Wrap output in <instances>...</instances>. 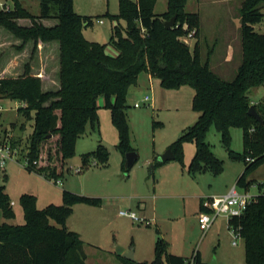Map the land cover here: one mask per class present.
<instances>
[{
    "label": "trees",
    "instance_id": "trees-1",
    "mask_svg": "<svg viewBox=\"0 0 264 264\" xmlns=\"http://www.w3.org/2000/svg\"><path fill=\"white\" fill-rule=\"evenodd\" d=\"M14 2L15 8L0 11V28L22 42L16 48L22 50L32 42L34 57L42 44L54 43L58 47L59 86L55 90H43L42 78L32 74L29 63L21 76L0 78V98L24 103L19 112L27 120H34L25 157L29 171L56 182L73 172L68 160L76 154L77 141L87 127L99 123L100 97L104 98L117 129V149L124 158L122 169L126 171L125 156L136 150L129 136L128 94L137 85L139 75L146 72L159 79L164 89L190 86L195 90L193 106L198 120L184 129L170 146L175 160L184 164V145L192 142L196 151L189 173L220 174L224 166L206 142L209 129L215 126L230 157L245 163L237 185L250 189L253 183L248 182L249 175L264 164V125L248 113L252 106L250 95L264 87V34L254 29L255 24L264 20V0L243 1L240 9L242 62L230 81L212 68L214 50L203 55L199 43L201 17L184 11L187 0H169V9L161 15L154 12L156 0H120L119 14L109 15L117 25L105 44L86 38L84 30L94 27L95 17L77 13L74 0H39V15L32 14L19 0ZM175 15L178 24L166 28L165 22ZM121 20L127 23L124 31ZM190 34L195 40L192 47L181 40ZM109 47L116 53L111 54ZM255 107L264 119V105ZM232 127L243 130L242 154L231 148L229 129ZM0 144L14 149L16 141L6 134ZM248 157L251 161H247ZM110 158L109 150L100 141L96 150L81 156L79 173L91 167L108 168ZM254 185L264 188V183ZM62 198V205L40 209L34 195H22L25 223L11 225L0 221V264H87L85 243L67 227V218L74 205L100 206L101 198L67 190L62 192ZM201 210L208 211L203 203ZM14 216L5 187L0 185V220ZM228 225L240 230L246 264H264V196L250 204L241 217L229 219ZM157 235L154 260L137 262L120 256L122 263L186 264L189 258L170 252L169 242L159 231ZM197 252L195 264H203Z\"/></svg>",
    "mask_w": 264,
    "mask_h": 264
},
{
    "label": "rangeland",
    "instance_id": "rangeland-1",
    "mask_svg": "<svg viewBox=\"0 0 264 264\" xmlns=\"http://www.w3.org/2000/svg\"><path fill=\"white\" fill-rule=\"evenodd\" d=\"M243 1L187 0L184 7V11L200 15L199 43L202 46L203 55L207 56V53L214 50L211 56L214 70L228 81L235 77L238 66L242 62L240 9ZM19 2L32 14L41 13L39 0H19ZM0 5L2 9L7 6L15 8L14 0H0ZM74 9L79 14L95 17L94 27L84 30L88 40L103 44L110 41L117 24L110 19L109 15L119 14L120 0H74ZM168 9L169 0H156L154 8L156 14H164ZM262 12L264 13V8ZM126 24V21H120L122 31ZM254 29L257 33L264 34V20L255 24ZM194 42L195 40L191 41V47ZM21 43L0 28V70H6L8 73L3 77L21 76L25 65L29 63L34 75H40L41 70L45 69L43 90H55L59 68L57 45L54 43L39 44L37 53L32 57L34 44L29 42L22 50H18L16 47ZM229 43L232 49L228 54L226 48ZM108 49L111 54L116 53L113 48ZM224 55L230 57L226 59L227 64L224 62L227 56ZM146 95L154 97L155 107L150 105L135 107V103L141 102ZM194 97L195 90L190 86L167 90L162 87L159 79L151 80L148 73L143 72L139 75L137 85L129 90L127 119L131 145L140 153V158L129 171L121 169L122 154L117 149L119 135L113 124L111 112L105 107L104 98L100 97L98 100L99 123L95 127L89 125L86 133L78 139L76 154L67 163L73 172L66 174L57 182L50 177H44L41 173L27 169L25 157L34 131V120H27L19 112L21 102L11 98H0V142L6 134L16 141L15 148H11L15 155L6 160L4 168L1 167L0 155V185L5 187L15 216L9 219L2 218L0 221L11 225L25 223L21 203V197L24 194L34 195L37 207L44 209L49 206L62 205V192L67 190L83 196L101 198L100 206L84 203L74 205L67 218V227L78 233L85 243L87 264H120L115 258L116 248L125 249L136 243H138V248L142 247L146 254H151V259L142 261L150 262L155 258L158 231L165 240L171 242L170 252L184 247L185 256L190 258L192 251L198 247L204 254L207 264L214 258L218 264H246L244 240L239 237L237 245L233 244L234 235L229 228L228 218L218 217L214 232L204 234L200 230L198 219L200 200L189 196L187 199L183 197L198 190H202L204 194L209 191L214 193L226 189L230 192L237 185L238 178L245 170L243 161L230 157L222 135L216 127L211 126L206 142L224 166L220 174L214 175L206 172L207 174L202 176L204 178L200 186L189 184L180 177V171L189 172V165L196 151L195 144L192 142L184 145L183 165L175 159L170 162L162 161V156L181 136L183 130L196 124L199 115L194 110ZM250 97L253 102H262L264 87L254 90ZM229 135L232 150L242 154L244 152L243 130L232 127L229 129ZM100 141L111 154L110 166L108 168L91 167L79 173L81 156L96 150ZM154 148L160 154L157 157L159 164H155L152 157ZM190 156H192L191 159H189ZM154 179L155 182L159 181L158 194L176 193L181 197L171 198L168 201L160 198L159 213L153 212L154 203L148 200L150 214L155 213L158 221L151 225L135 223L128 217L120 216V211L129 210L131 207L129 194L131 196L137 194L134 199L132 198L131 211L145 217L146 214L139 210V205L142 206L145 203V199H142L140 194L154 192ZM248 182L253 183L250 186V193L258 194L259 189L254 184L264 183V164L251 172ZM238 190L242 192L243 188L238 186ZM163 201L164 204L161 205ZM184 201L187 209L184 207ZM169 206L174 207L173 214L166 211L169 210ZM151 216L146 218L154 219ZM172 218L181 219L177 223L174 220L170 221ZM165 219L170 222L165 223ZM51 223L60 227L53 221ZM180 234L181 236L185 234L184 237L182 236L183 239L179 237ZM137 257L135 261L140 262Z\"/></svg>",
    "mask_w": 264,
    "mask_h": 264
},
{
    "label": "built area",
    "instance_id": "built-area-1",
    "mask_svg": "<svg viewBox=\"0 0 264 264\" xmlns=\"http://www.w3.org/2000/svg\"><path fill=\"white\" fill-rule=\"evenodd\" d=\"M102 23V21H101ZM186 28V27H185ZM181 40L191 45L192 34L187 37L181 38ZM153 98L146 95L141 102L135 103V107L140 108L142 106L152 105ZM264 105V100L260 103L251 102L252 106ZM0 155H1V167L4 168V163L9 157H13L15 154L11 151V147L8 145L0 144ZM247 161H251L248 157ZM80 170H78L79 172ZM257 186V185H254ZM258 187V186H257ZM259 189L258 194H251L250 189H243L242 192L238 190V185H235L227 195L213 196L206 200L203 204L208 209V211H201L198 215L199 225L203 233L205 234L212 226L214 221L220 217L225 216L229 219L234 217H241L246 211L247 207L252 204L259 196H264V188ZM122 217H128L132 219L135 223L151 225L154 220L147 219L145 217L139 216L136 212L131 210H122L119 213ZM230 230L233 232V244L237 245V239L240 237V230L238 227L231 225ZM197 251L186 261V264H195V259L197 256Z\"/></svg>",
    "mask_w": 264,
    "mask_h": 264
},
{
    "label": "crops",
    "instance_id": "crops-1",
    "mask_svg": "<svg viewBox=\"0 0 264 264\" xmlns=\"http://www.w3.org/2000/svg\"><path fill=\"white\" fill-rule=\"evenodd\" d=\"M6 9H13L12 7H8L7 6V8ZM25 22H27V21H24L23 23H25ZM231 43H229L228 44V48H226V52H228V54H229V52L231 51ZM27 50V49H26ZM224 56H227V55H224ZM230 57L229 56H227V57H225V59H224V62L226 63L227 62V60L226 59H229ZM15 59V61H17V57H15L14 58ZM222 64H224V63H222ZM227 64V63H226ZM211 65H212V68L214 69V67H213V60L211 59ZM42 73L40 74V75H38V76H40L41 78H42V80H44V75L46 74V71H45V69L43 68L42 70ZM8 73H7V71L6 70H0V78H2L4 75H7ZM48 75V74H47ZM149 75V74H148ZM150 76V75H149ZM150 79L151 80H153V79H155V78H153L152 76H150ZM57 86H59V82H58V79H57ZM150 86L152 87V83L150 84ZM155 105H156V100H154V97H153V102H152V107L154 108L155 107ZM20 106H25V104L24 103H20ZM141 108V107H140ZM189 127V126H188ZM11 138H12V136H11ZM13 139V138H12ZM138 154H139V158H140V153L137 151V149L135 150ZM160 154H158V152H157V150L154 148V150H153V154H152V157H153V159H154V163L155 164H157V163H159V161L157 160L158 158V156H159ZM192 155V154H191ZM195 155V154H194ZM191 157L192 156H190L189 157V159H191ZM123 156H122V163H123ZM139 160V159H138ZM171 161V160H170ZM169 161V162H170ZM173 161V160H172ZM165 162H168V161H165ZM189 162V161H188ZM122 163H121V169H122ZM137 163V162H136ZM135 163V164H136ZM191 163V162H190ZM123 170V169H122ZM207 173L205 172V173H201V174H196V175H192L191 173H185L183 170L182 171H180V177H182L187 183H189V184H198V186H200V184H201V182H202V178H204V177H202V176H205ZM156 180L154 179V192L151 194V193H143V194H140V197L142 198V199H145V203H144V205H139V210H141L144 214H146L145 215V218L148 216V217H150V215H152L151 217H153L154 219H151V220H154V222H158L157 221V218H156V216H155V213H152V214H150V210H149V206H148V200H151V201H153V203H154V207H155V209L153 210V212L155 211L156 213H159V210H160V205H159V200H160V198H163V200L164 201H168L169 199L171 200V198H176V197H179L180 195H178V194H176V193H166V194H158L157 193V185H158V183H159V181H157V182H155ZM201 189V188H200ZM210 192V191H209ZM205 192V194L202 192V190H198V191H195L194 193H192V194H187V195H185V196H183L184 197V199H187V197L189 196L190 198H193V199H199L200 200V212L201 211H203V210H201V204L202 203H204L206 200H208V199H210L211 197H213V196H219V195H227L229 192L227 191V189L226 190H221V191H219V192H214V193H212V192ZM209 193V194H208ZM88 195H91V194H89L88 193ZM137 196V194H134L133 196H131L130 194H129V201L131 202L130 203V205H131V207H132V198L134 199V197H136ZM181 197V196H180ZM95 198V197H94ZM147 200V201H146ZM164 201L163 202H161V205H163L164 204ZM143 202H144V200H143ZM185 201H184V207H186V209H187V205L185 206ZM157 205H158V209H157ZM167 205H165V207H166ZM131 207L129 208V210H131ZM143 207V208H142ZM168 208V207H167ZM169 214H173L175 211H174V207H172V206H169V210H166ZM199 212V213H200ZM199 215V214H198ZM196 216V215H195ZM148 219V218H147ZM175 218H172V219H170V221H173ZM181 218H177L176 220H174L175 222H177L178 223V221L180 220ZM218 219V218H217ZM217 219L214 221V223L212 224V226H211V228L206 232L207 234L208 233H213L214 232V230H215V227H214V225H215V223H216V221H217ZM170 221H167V219H165V223L166 222H170ZM158 225V224H157ZM200 229V228H199ZM201 230V229H200ZM184 235L185 234H183L182 236L184 237ZM181 236V234L179 235V237L181 238V239H183V237ZM176 237H178V236H176ZM175 237V238H176ZM169 242V241H168ZM169 244H170V250L172 249V245H171V242H169ZM184 249V247L181 249H178L177 251H173L172 253H174V254H178V255H180V256H183V257H185V258H189V257H186L185 255H186V252L183 250ZM130 251H132V252H134V257H137V259H139L140 260V262H145V261H142L143 259H151L150 257H151V254H146L145 252H144V250L142 249V247L141 248H138V243H136V244H133V245H130V246H127V247H125V252H130ZM195 251H199V254H200V256H201V261L203 262V264H207L206 262H205V257H204V254L202 253V251L200 250V249H198V247L196 248V249H194L193 251H192V254L191 255H193V253L195 252ZM115 253V258H116V260L120 263V264H123L122 263V261L120 260V256L116 253V252H114ZM122 257V256H121Z\"/></svg>",
    "mask_w": 264,
    "mask_h": 264
},
{
    "label": "water",
    "instance_id": "water-1",
    "mask_svg": "<svg viewBox=\"0 0 264 264\" xmlns=\"http://www.w3.org/2000/svg\"><path fill=\"white\" fill-rule=\"evenodd\" d=\"M2 10V7L0 5V11ZM177 15H175L174 17H172L170 20L165 22V26L166 28L170 29L173 28L174 26H176L177 24ZM249 115L255 117L262 125H264V119L262 118V116L258 113L257 109L255 106H251L249 109ZM139 159V154L136 151H131L129 153L126 154L125 156V168L126 171H129L133 168V166L135 165V163L138 161ZM175 159V155L173 154V151L171 149H169L163 156H162V161H170V160H174ZM116 253L119 256H122L128 260H135L134 257V252L130 251V252H125V249L122 247H117L116 248ZM208 264H218L216 258H214L210 263Z\"/></svg>",
    "mask_w": 264,
    "mask_h": 264
}]
</instances>
